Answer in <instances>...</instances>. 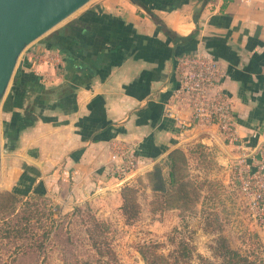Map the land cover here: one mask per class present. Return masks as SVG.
Returning <instances> with one entry per match:
<instances>
[{"label":"crops","instance_id":"1","mask_svg":"<svg viewBox=\"0 0 264 264\" xmlns=\"http://www.w3.org/2000/svg\"><path fill=\"white\" fill-rule=\"evenodd\" d=\"M193 52L219 61L244 150L216 125L180 133L163 116L178 57ZM10 80L0 101V191L38 193L63 211L94 204L106 215L134 177L155 196L144 174L174 148L187 155L203 143L230 167L264 149V0H93L26 48ZM15 122L8 149L5 131ZM124 147L136 169L120 180L113 171Z\"/></svg>","mask_w":264,"mask_h":264},{"label":"rangeland","instance_id":"2","mask_svg":"<svg viewBox=\"0 0 264 264\" xmlns=\"http://www.w3.org/2000/svg\"><path fill=\"white\" fill-rule=\"evenodd\" d=\"M91 1L93 0L86 4ZM34 41L22 50L14 68L25 49ZM3 133V125L0 122L1 144L4 140ZM233 150L236 152L234 148ZM244 162L239 159V162L232 163L231 167L226 166L219 160L216 149L194 142L190 147L188 162L181 170L184 179L189 181L188 187L183 189L188 200L184 203V199L177 201L182 207L160 209L161 199L154 196L149 198L143 186L136 183L134 177L129 181L137 188L134 194L136 214L131 220L126 221L121 213V199L116 209L106 215L99 214L98 206L87 203L78 205L76 210H59L62 214L59 230L52 231L44 251L30 250L28 253L18 254L10 262L6 249L9 251L11 247L3 244L0 262L97 264L98 257L88 235L92 232L97 244L102 249L105 245L110 246L122 264H149L140 250L145 252L149 260L154 256H162L167 264H206L207 261L217 263L220 258L215 254V248L219 245V236H224V243L245 255L249 263L251 261L252 264H264V237L261 233L264 225L251 215L248 199L242 194L236 179L237 170ZM258 162L257 154L253 161L248 162L250 169L255 170ZM22 201L25 205L16 203L19 213L24 206L34 203L40 210L34 212L30 205L28 212L40 216L42 224L48 222L46 217L49 208L52 210L55 205L52 201L47 197L43 200L32 196L22 197ZM36 218L30 219L31 224H40ZM94 220L104 223L107 227L105 233L96 235ZM67 235L70 237L68 241ZM103 258L106 259V256ZM156 264L163 263L157 261Z\"/></svg>","mask_w":264,"mask_h":264},{"label":"trees","instance_id":"3","mask_svg":"<svg viewBox=\"0 0 264 264\" xmlns=\"http://www.w3.org/2000/svg\"><path fill=\"white\" fill-rule=\"evenodd\" d=\"M206 1V0H205ZM192 35L188 37H179L181 41L189 40ZM187 42V41H186ZM62 50V48L60 47ZM18 122L13 123L11 126H8V129L5 131V136L7 138V147L8 149H12L16 145L17 128ZM190 150L188 151L189 154ZM188 154L181 148H174L168 154L166 161L161 165L157 163L154 166L152 171L145 172L144 177L147 179L146 185L152 187L155 191L154 197H159L161 199V207L160 209L175 207H182L180 201L182 199L183 203L188 200L186 194L183 192L185 187H188L189 181L184 179V175L181 170L188 162ZM163 166H168L167 178L165 180L160 176V169ZM136 183L141 186H145L142 176H137L135 179ZM137 188L130 184L129 181L124 182L120 187V198L122 200L120 210L122 215L125 217V220H131L134 218L135 206H136V198L134 194L136 193ZM40 198L44 200V197L38 195V193L27 194L23 190H5L0 192V260L2 259L3 253L1 252L3 244H8L11 248L6 249L8 253V257L10 258V262L14 260V258L21 253H28L30 250H38L44 251L46 247L47 241L50 239V234L52 231H55L60 226V219L62 220V214L59 211V206L54 205L53 209L49 208L46 219L48 222L46 224H42L40 216H34L32 213L28 212L32 205L34 212H38V207L34 203H29L28 206H24L22 208V212H18L16 203L24 202L22 201V197ZM190 199V198H189ZM36 203V202H35ZM25 205V203H24ZM74 206L73 209L76 210ZM57 212V213H54ZM60 212V213H59ZM36 215V214H35ZM58 216V217H56ZM32 217H37L36 221H39V225H33L30 222ZM93 225L95 227L96 235L103 234L107 230V227L103 222L94 220ZM89 235V239L92 240V246H94L96 254H97V264H122L116 256L114 250L105 245L102 249L98 244L97 240L94 238L93 233L91 232ZM70 240V237L66 236V241ZM6 243H5V242ZM225 237L219 236L218 242L219 245L215 248V254L219 256V262H206V264H252L251 261L249 263L248 258L245 255H242L237 250L232 249L227 244L224 243ZM144 260L149 264H156V262L161 261L163 264H167V261L161 257L154 256V258L150 259L146 258L145 252L141 251ZM106 256V259L103 257ZM0 264H6L5 262H0ZM84 264H88L85 262Z\"/></svg>","mask_w":264,"mask_h":264},{"label":"built area","instance_id":"4","mask_svg":"<svg viewBox=\"0 0 264 264\" xmlns=\"http://www.w3.org/2000/svg\"><path fill=\"white\" fill-rule=\"evenodd\" d=\"M179 80L162 104V114L171 119L182 133L196 124L216 125L219 133L237 149L245 144L236 132L233 106L223 86V73L219 61L200 52L178 57ZM186 110L189 111L186 114ZM120 163L115 177L125 180L136 169L135 154L131 147L121 148ZM242 194L248 199L251 215L264 225V149L260 147L259 162L255 170L244 162L236 173Z\"/></svg>","mask_w":264,"mask_h":264},{"label":"water","instance_id":"5","mask_svg":"<svg viewBox=\"0 0 264 264\" xmlns=\"http://www.w3.org/2000/svg\"><path fill=\"white\" fill-rule=\"evenodd\" d=\"M88 1L0 0V101L22 50Z\"/></svg>","mask_w":264,"mask_h":264}]
</instances>
